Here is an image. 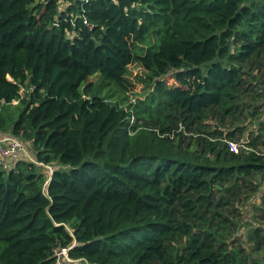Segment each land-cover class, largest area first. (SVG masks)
Wrapping results in <instances>:
<instances>
[{"label": "trees", "instance_id": "trees-1", "mask_svg": "<svg viewBox=\"0 0 264 264\" xmlns=\"http://www.w3.org/2000/svg\"><path fill=\"white\" fill-rule=\"evenodd\" d=\"M6 135L0 264H264V0H0Z\"/></svg>", "mask_w": 264, "mask_h": 264}, {"label": "rangeland", "instance_id": "rangeland-1", "mask_svg": "<svg viewBox=\"0 0 264 264\" xmlns=\"http://www.w3.org/2000/svg\"><path fill=\"white\" fill-rule=\"evenodd\" d=\"M144 72L142 68L136 66V65H131L129 66V74H128V80L132 83V88L133 92L135 95L127 94L125 92H122L120 90L115 89L113 92V89L111 87L107 86L106 90H109L114 94L112 101H121V106H127L128 104L138 102L139 100L143 99L146 96V93H148L149 90H147L142 83H140L137 79L136 76H143ZM89 81L94 82L96 81L95 77H92L89 79ZM169 85L175 83L171 77L167 80ZM19 157H24V158H30L25 154L20 155ZM45 171V174L48 175L49 173L51 174L53 168L52 167H46L43 169ZM244 232V230H243Z\"/></svg>", "mask_w": 264, "mask_h": 264}, {"label": "built area", "instance_id": "built-area-1", "mask_svg": "<svg viewBox=\"0 0 264 264\" xmlns=\"http://www.w3.org/2000/svg\"><path fill=\"white\" fill-rule=\"evenodd\" d=\"M231 148L235 150L233 145H231ZM22 154L27 155V146L22 141L9 135L0 137V165H4L8 159H17ZM68 250L62 249L56 252V257L60 260V264H71V260L67 257ZM62 258L65 259L64 262L61 261Z\"/></svg>", "mask_w": 264, "mask_h": 264}, {"label": "crops", "instance_id": "crops-1", "mask_svg": "<svg viewBox=\"0 0 264 264\" xmlns=\"http://www.w3.org/2000/svg\"><path fill=\"white\" fill-rule=\"evenodd\" d=\"M0 137H2V136H0Z\"/></svg>", "mask_w": 264, "mask_h": 264}, {"label": "bare ground", "instance_id": "bare-ground-1", "mask_svg": "<svg viewBox=\"0 0 264 264\" xmlns=\"http://www.w3.org/2000/svg\"><path fill=\"white\" fill-rule=\"evenodd\" d=\"M51 177V176H50Z\"/></svg>", "mask_w": 264, "mask_h": 264}, {"label": "water", "instance_id": "water-1", "mask_svg": "<svg viewBox=\"0 0 264 264\" xmlns=\"http://www.w3.org/2000/svg\"><path fill=\"white\" fill-rule=\"evenodd\" d=\"M60 261V260H59Z\"/></svg>", "mask_w": 264, "mask_h": 264}]
</instances>
